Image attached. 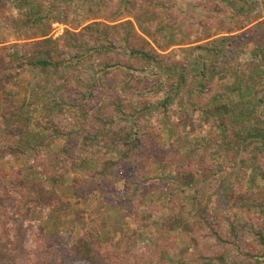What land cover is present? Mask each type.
<instances>
[{
    "label": "trees",
    "instance_id": "trees-1",
    "mask_svg": "<svg viewBox=\"0 0 264 264\" xmlns=\"http://www.w3.org/2000/svg\"><path fill=\"white\" fill-rule=\"evenodd\" d=\"M68 1L0 0V19L5 17L9 5L18 14L13 23V42H0V92L6 91L25 71L39 77L37 90L43 87L41 81H61L62 89L44 107L62 115V121L35 124L63 140L60 151L64 155L76 159L75 148L103 147L107 152L117 151V158L100 161L97 169L88 174L94 179L113 176L126 164L136 165L143 158L142 153L150 158L160 153L164 147L158 126L160 113L152 111L150 102L130 97L139 98L146 92L156 96L163 92L158 105L165 111L179 101L178 113H183V124H190L192 117L205 106L217 103L215 117L225 135L223 143L210 144V154L203 151L202 137L192 147L188 145L191 141L186 140L187 154L178 153L169 159L174 170L171 196L175 191L180 193L192 187L197 197L206 189L201 187L202 173L211 174L204 184L211 187L226 170L236 169L238 157L244 163L240 170L258 169L264 182V18L260 0H215L207 12L209 15L201 13L199 18L190 11L189 19L201 27L200 39L193 42H188L190 38L184 40L181 30L173 28L177 24L176 16L166 22L160 18V12L172 5L168 0ZM107 5H111L109 12ZM212 15H218L228 26L215 32ZM53 23L64 25L62 33L55 37L51 34ZM189 43H192L188 46L189 58L177 62V56L168 48ZM2 103L6 108L0 112L3 122L0 131L3 128L14 136H29L24 118L29 106L11 103L6 98ZM141 117L149 121L147 127L141 125ZM9 150L18 151L12 147ZM223 150L225 156L221 154ZM230 151L234 154L229 156ZM215 156L219 161L212 164ZM246 159H251L256 167L245 165ZM53 166L50 160L31 168L47 173ZM181 175L193 177L186 182L185 189L180 188ZM26 179L21 170L14 171L9 181L0 172V199L17 194L23 197L22 207L29 204L36 211L44 207L60 209L53 189L44 188L41 181ZM84 182L75 185L74 197L85 196ZM234 184L230 204L247 211L246 234L235 220L224 216L228 239L221 234L223 226L216 214L196 211L191 222L196 241L214 250L225 243L229 254L226 257L220 252L214 254V250L202 252L194 257L197 263L264 264V201L261 200L264 183L262 188L254 183ZM138 187L133 189L134 193ZM24 227L27 222L20 211L0 207V232L5 238H17ZM239 231L250 247L237 243L242 238ZM92 241V235L79 236L70 249L72 258L86 264H105ZM124 255L126 259L128 254ZM114 263L109 260L107 264Z\"/></svg>",
    "mask_w": 264,
    "mask_h": 264
},
{
    "label": "rangeland",
    "instance_id": "rangeland-1",
    "mask_svg": "<svg viewBox=\"0 0 264 264\" xmlns=\"http://www.w3.org/2000/svg\"><path fill=\"white\" fill-rule=\"evenodd\" d=\"M214 1L168 0L166 2L172 5L160 12V18L166 22L176 16L177 24L173 28L181 30L184 40L190 38L188 42H193L200 39L201 27L192 23L188 13L196 12L198 18L201 13L209 15L207 12ZM71 5L77 7L72 3ZM111 5H107L108 12ZM260 10L264 18V0H260ZM17 17V10L9 5L5 17L0 19V42H13V23ZM211 21L215 32H221L228 26V22L221 20L218 15H212ZM63 30V24L53 23L51 34L55 37ZM191 45L192 43L170 45L168 51L172 50L178 58L177 62L182 63L184 59L189 58L188 46ZM154 67L160 69L158 66ZM146 73L149 74L150 71ZM37 81H39L37 75L25 71L7 86L6 91L0 92V112L6 108V104L2 103L3 98L11 100L14 104L22 103L29 106L24 118L27 120V131L30 134L14 136L2 128L0 172L5 175L6 181L10 180V175L12 176L16 170H21L27 181H41L44 188L56 192L58 196L56 206L60 205V209L44 207L36 211L29 204L22 207L23 197L17 194L0 199L2 209L20 211L27 222V227L21 229V234L12 240L5 238L0 232V264H24L25 261L34 264H86L87 262L72 258L70 249L79 236L89 235H92V243L100 252L101 260H106L105 264L109 260L116 264H201L197 263L194 257L202 252H213L214 249L198 243L194 238L191 222L198 210H207L219 217L223 226L221 234L224 237L230 238L226 233L224 216H230L235 220L239 229L246 234L244 214L247 211L230 204L232 192L236 187L234 182L242 185L254 183L260 188L264 182L258 175V169L247 172L248 167H243L240 170L244 163L239 157L236 160V169L232 172L226 170L211 187L204 185L211 178V174L202 173L201 187L206 189L197 197L194 188L185 185L188 180H192L193 177L190 175H181L178 179L181 183L180 188L186 187L185 191L180 193L175 191L172 196L170 194L173 189L170 181L174 170L169 159L178 153L187 154L186 140L191 141L188 145L192 147L193 142L196 143L203 137L201 142L207 146L203 149L206 153L211 151L210 144L225 141V135L219 129L215 117L217 103L205 106L202 112L192 117L190 124H183V113H178L179 101L164 111L157 103L162 99L163 92L156 96L146 92L139 98L132 95L130 97L132 100L150 102L152 111L160 113L158 126L164 146L162 152L151 158L142 153L143 158L136 165L126 164L116 170L113 176H98L91 179L88 174L97 169L99 162L117 158L118 152H107L103 147L89 150L75 148L73 153L76 159H69L64 155L60 151L63 140L35 124L36 121L41 125L62 121V115L58 116L56 111L44 107L46 102L58 95L57 91L62 89V83L53 79L48 82L41 81L43 87L37 90ZM221 86L223 88L224 84ZM262 109L264 116V104ZM139 120L141 125L148 126L149 121L145 117ZM12 123L17 125L19 121ZM0 125H3L1 118ZM9 147L18 150L17 153L10 152ZM221 154L225 156V150L221 151ZM233 154L234 152L230 151L228 155ZM213 159L212 164L219 161L216 160V156ZM50 160H53L54 166L47 173L31 168L35 164L39 166ZM245 165L256 167L251 159H246ZM54 178L58 179L55 181ZM82 178L86 181L84 182ZM83 182L85 196L74 197L75 185ZM136 186L139 187L134 193L133 189ZM262 196L261 200L264 201V194ZM241 231L239 233L242 238L238 239L237 243L250 247ZM219 241L221 243L220 239ZM224 244L221 243L222 246L213 253L220 252L228 257ZM124 254H128L126 259Z\"/></svg>",
    "mask_w": 264,
    "mask_h": 264
}]
</instances>
